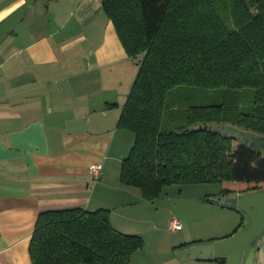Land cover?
<instances>
[{"label":"trees","instance_id":"16d2710c","mask_svg":"<svg viewBox=\"0 0 264 264\" xmlns=\"http://www.w3.org/2000/svg\"><path fill=\"white\" fill-rule=\"evenodd\" d=\"M102 1L129 57L142 58L118 122L135 136L121 183L151 203L175 185L233 183L222 197L263 190L264 156L207 127L264 136V0ZM233 210L235 235L247 218ZM144 247L110 210L73 208L42 212L29 252L32 264H132Z\"/></svg>","mask_w":264,"mask_h":264},{"label":"crops","instance_id":"0c3cea01","mask_svg":"<svg viewBox=\"0 0 264 264\" xmlns=\"http://www.w3.org/2000/svg\"><path fill=\"white\" fill-rule=\"evenodd\" d=\"M141 60L102 0H0V264H32L45 211L107 209L115 229L146 240L158 229L153 203L121 183L135 136L118 122ZM93 164L104 167L100 181ZM198 241L210 242L179 247ZM254 264H264V239Z\"/></svg>","mask_w":264,"mask_h":264},{"label":"rangeland","instance_id":"374dc122","mask_svg":"<svg viewBox=\"0 0 264 264\" xmlns=\"http://www.w3.org/2000/svg\"><path fill=\"white\" fill-rule=\"evenodd\" d=\"M190 93L196 94V91L191 90ZM197 95L204 104L215 103L211 91H203ZM228 184L167 187L161 197L150 205L153 211H150L151 215H147L148 219L156 215L158 229L153 232L152 227L147 240L142 236L145 247L135 255L133 264H201L194 259L183 260L179 256L181 250L177 248L186 237L216 243L234 236L242 214L212 201L216 197H222ZM173 220L181 223L182 231L172 229Z\"/></svg>","mask_w":264,"mask_h":264},{"label":"water","instance_id":"95a60500","mask_svg":"<svg viewBox=\"0 0 264 264\" xmlns=\"http://www.w3.org/2000/svg\"><path fill=\"white\" fill-rule=\"evenodd\" d=\"M207 129L234 138L241 145L264 156V136L245 132L233 126H210ZM212 201L243 212L247 218L246 225L226 241L186 248L179 252V256L183 260L219 259L224 264H254L256 252L264 239V189L246 194L216 197Z\"/></svg>","mask_w":264,"mask_h":264},{"label":"built area","instance_id":"2783aa9c","mask_svg":"<svg viewBox=\"0 0 264 264\" xmlns=\"http://www.w3.org/2000/svg\"><path fill=\"white\" fill-rule=\"evenodd\" d=\"M89 172L93 176L95 181H100L103 177V174H104V167L102 164H93L90 166ZM172 229L180 231L181 229H183V227L179 221L173 220L172 221Z\"/></svg>","mask_w":264,"mask_h":264},{"label":"bare ground","instance_id":"6f19581e","mask_svg":"<svg viewBox=\"0 0 264 264\" xmlns=\"http://www.w3.org/2000/svg\"><path fill=\"white\" fill-rule=\"evenodd\" d=\"M124 160H125V159H124ZM124 160H123V161H124ZM226 209H227V208H226ZM227 237H228V236H227ZM218 242H219V241H218Z\"/></svg>","mask_w":264,"mask_h":264}]
</instances>
